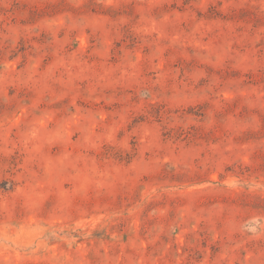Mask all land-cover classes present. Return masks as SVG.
Instances as JSON below:
<instances>
[{"label":"rangeland","instance_id":"374dc122","mask_svg":"<svg viewBox=\"0 0 264 264\" xmlns=\"http://www.w3.org/2000/svg\"><path fill=\"white\" fill-rule=\"evenodd\" d=\"M0 264H264V0H0Z\"/></svg>","mask_w":264,"mask_h":264}]
</instances>
